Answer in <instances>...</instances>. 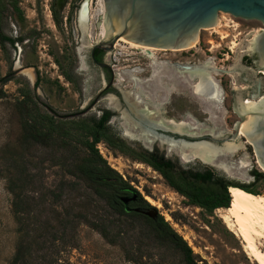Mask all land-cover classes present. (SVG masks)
Segmentation results:
<instances>
[{
    "label": "rangeland",
    "instance_id": "rangeland-1",
    "mask_svg": "<svg viewBox=\"0 0 264 264\" xmlns=\"http://www.w3.org/2000/svg\"><path fill=\"white\" fill-rule=\"evenodd\" d=\"M17 1L20 13L7 18L3 29L13 41L4 44L5 53L0 47V77L4 76L0 84L3 91L0 97V264H10L18 238V224L11 212V195L6 188L7 179L15 174L13 161L22 162L26 172L37 173L36 191L30 194L36 197L35 209L40 211V217L52 218L57 212L58 217H62L67 211L72 221L57 223L54 219L51 223H29L28 239L35 243L36 251L29 257L28 264H134L125 260L117 245L108 243L88 223L76 218L78 212L86 213L87 217L95 211L103 213V202L78 179L64 174L49 160H43L47 156L45 149L37 145L31 146L28 153L22 149L24 111L32 109L33 104L40 112L49 110L44 106L60 114L81 111V115L98 117L106 112L105 124L129 146L148 151L155 149L182 167L210 168L215 174L264 197V169L244 133L224 141L239 143V149L218 155L214 164H206L198 158L185 161L180 158L177 147H171L165 139L143 136L133 140L125 136V130L135 135L140 131L133 126L130 115L122 117L124 107L119 111L114 107L119 104L116 97L120 90L138 108L146 104L149 110L155 109L153 117L156 119L186 120L196 134H212L209 129L217 132L213 135L220 131L223 135L231 133L233 123L239 119L231 110L229 93L254 88L256 83L258 90H264V75L257 73L252 49L243 47L246 40L264 28L263 24L218 12L217 15H223H218L219 34L212 31V27L201 29L194 47L189 49L158 48L151 54L115 42L101 54V60L109 67L108 73L93 64L88 56L90 45L98 38L101 22L98 0ZM83 4L87 20L85 32L81 31L77 19ZM51 10L58 14L57 23ZM100 39L108 40V36ZM232 42L237 45L233 47ZM206 58H211L218 68L230 70V73L216 71L213 75L219 91L215 100L195 94L193 80L174 68L177 63L198 64ZM56 61L71 73L73 83L62 76ZM16 62L28 70L30 77L22 73L24 69L21 73L13 70ZM110 75V86L93 100ZM111 98L114 103H110ZM120 103L124 106L122 100ZM19 106H23L22 111ZM96 148L106 163L144 199L148 196L154 202L148 203L163 217L165 213L174 216L172 220L177 227L170 221L169 224L207 264H258L245 252L241 239L228 230L218 211L213 210L208 215L198 207L185 205L183 198L166 186L149 166L111 150L102 140ZM254 172L261 173V177L254 179ZM256 242L264 249L263 237ZM140 261L139 264H179L172 251L155 245H143Z\"/></svg>",
    "mask_w": 264,
    "mask_h": 264
},
{
    "label": "trees",
    "instance_id": "trees-1",
    "mask_svg": "<svg viewBox=\"0 0 264 264\" xmlns=\"http://www.w3.org/2000/svg\"><path fill=\"white\" fill-rule=\"evenodd\" d=\"M18 13L20 9L17 0H0V47L3 53L4 44L6 42L11 44L13 41L3 31L5 21ZM51 15L57 23L58 14L51 10ZM95 58L98 56L95 55ZM56 64L61 68L60 63L56 61ZM60 70L67 81L74 82L67 69ZM3 81L4 76L0 77V84ZM36 85L37 81L34 82V86ZM2 94L0 87V97ZM44 107L49 110L40 112L33 104L32 109L24 111L25 116L21 124L22 149L26 153L34 145L45 149L47 156L42 158L43 160H49L52 165L60 167L64 174L78 179L103 202L105 206L103 213L95 211L91 217H87L86 213L78 212L76 218L88 223L108 243L117 245L125 260L134 264L141 262L143 245L165 247L178 257L179 264L207 263L192 252L168 220L152 207L137 189L106 163L96 148L100 140L111 150L149 166L161 177L166 186L183 198L185 205L198 207L208 215L213 210L230 206L229 187H238L247 193L258 194L244 185L233 183L215 174L210 168L182 167L155 149L148 151L129 146L105 124L106 112L95 117L93 114L81 115V111L60 114L48 106ZM19 108L22 111L23 106ZM12 163L10 167L13 166L15 174L7 179L6 188L11 195V212L18 224V238L10 264H28L29 257L36 251L35 243L28 239L29 223H51L54 219L57 223L72 221L67 211L62 217H58L60 214L57 212L52 218H41L40 211L35 209L36 197L30 194L36 191L34 184L37 182V173L26 172L22 162ZM36 164L37 162L33 163L35 167ZM260 174L254 172L253 178L259 179ZM59 194L60 192L56 196ZM122 198L130 199L123 202ZM170 216L174 219L171 213Z\"/></svg>",
    "mask_w": 264,
    "mask_h": 264
},
{
    "label": "water",
    "instance_id": "water-1",
    "mask_svg": "<svg viewBox=\"0 0 264 264\" xmlns=\"http://www.w3.org/2000/svg\"><path fill=\"white\" fill-rule=\"evenodd\" d=\"M101 5L100 20L105 26L108 40L94 41L88 51L90 60L99 68L107 64L94 59L95 48L111 49L115 42L137 43L160 49L179 48L197 36L199 30L212 26L218 12L254 19L264 25V0H101ZM251 49L256 69L264 72V28L254 37ZM22 68L13 65L15 72L20 73ZM111 81L112 77L97 91L93 100L109 87ZM112 88L117 91L116 87ZM117 93V101H123L122 92L119 90ZM229 94L231 110L239 119L233 123L231 133L186 134L159 127L153 130L171 139L207 141L215 146L236 139L238 132H241L248 139L257 162L264 166V90L251 87ZM128 199L122 198V201Z\"/></svg>",
    "mask_w": 264,
    "mask_h": 264
},
{
    "label": "bare ground",
    "instance_id": "bare-ground-1",
    "mask_svg": "<svg viewBox=\"0 0 264 264\" xmlns=\"http://www.w3.org/2000/svg\"><path fill=\"white\" fill-rule=\"evenodd\" d=\"M98 4L102 13L101 0H98ZM84 7L85 4L80 7L77 15L78 23L82 32H85L87 28L86 12L84 10ZM218 15L214 24L210 26L212 28L207 27L210 28L212 31H215V33H218L217 28L220 26ZM220 16L223 15L220 14L219 17ZM222 18L223 17H221V19ZM256 34L257 33L252 35V38L246 41L244 40L245 42L243 44V47H248L249 49H251L253 39ZM106 35L107 33L105 30V26L101 21L97 34L98 38L95 41L105 37ZM197 37L198 36H195L186 45L173 49L184 50L186 49L185 47H187L188 49L192 48L196 43ZM233 42V47H235L237 43ZM126 44L129 45V47L131 48H141L143 50L151 52V54L153 53V51L158 50V48L137 43ZM18 65V62H16L14 66L18 67ZM24 68L25 67H23L22 69ZM174 68L180 74H183L188 77L189 80H193L192 91L195 94L205 96L207 99L211 100L217 99L219 94V91L217 89V83L213 80V75L215 74V72L223 71L230 73V70L221 69L215 66L211 58H206L203 62H200L198 64L177 63L174 65ZM22 69L20 70V73L22 72ZM22 73L29 75L27 69H24ZM122 95L124 99V106L119 102V104H115L114 107L117 108L118 111L121 110L122 107H124V110L121 111L122 117L125 118L127 114V116L130 115L133 126L136 129L138 128L140 131L138 135H135L132 133V131L129 132L128 130H125L124 135L128 136L130 139L136 140L138 137L140 138L143 136L151 138H162L165 139L171 147H177L176 149L179 150V155L182 160L189 161L193 158H198L200 161L206 164H214L218 155L225 153H233L235 152V150L239 149L240 144L232 141L223 143L221 146H215L207 141L184 142L181 140L171 139L162 134H158L153 130V128L159 127L162 129H169L171 131L186 134L196 133L192 130L193 126L190 125L189 122H187L186 120H174L172 118L165 119L162 117H158L156 119L153 117V115L156 113L155 109L149 110L146 104V106L144 105L143 107L138 108L137 106H135L134 102L129 101L125 93H122ZM112 99L113 98H111L110 103H114L113 101L115 100L112 101ZM213 130L214 129H209L208 131H210L212 135L214 133H217ZM240 133L241 132H238V135ZM220 134H222L221 131L218 132L217 135ZM187 148L189 149L187 150ZM243 162L245 163L246 161L243 160ZM260 166L264 169V166H262L261 164ZM228 190L231 197L230 206L228 208H218L215 211H218V216L222 219L223 223L228 228V230L236 234L241 239L242 245L248 256L256 263L264 264V249H261L258 245L259 243L256 242L257 238H264V197L260 194L255 195L247 193L246 191L233 186L229 187ZM146 198L150 203L154 204V202L148 196H146ZM165 217L166 220L173 223L174 227H177L178 224L172 220L168 213H165Z\"/></svg>",
    "mask_w": 264,
    "mask_h": 264
},
{
    "label": "flooded vegetation",
    "instance_id": "flooded-vegetation-1",
    "mask_svg": "<svg viewBox=\"0 0 264 264\" xmlns=\"http://www.w3.org/2000/svg\"><path fill=\"white\" fill-rule=\"evenodd\" d=\"M96 55V57L98 56V58H95V55ZM101 54H102V49H100V48H95L94 50H93V57H94V59L96 60V61H102L101 59ZM90 59V58H89ZM104 62V61H103ZM93 63V62H92ZM102 69H106V70H108V73L110 72L109 71V67H108V65H106V66H104V67H102ZM258 72L257 73H259V74H261L262 76L264 75V73H262L261 71H259V70H257ZM110 77H111V75H110ZM110 77L109 78H107V81L110 79ZM110 86V85H109ZM255 89H259V86H258V84L256 83L255 84V87H254Z\"/></svg>",
    "mask_w": 264,
    "mask_h": 264
}]
</instances>
